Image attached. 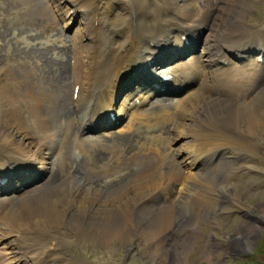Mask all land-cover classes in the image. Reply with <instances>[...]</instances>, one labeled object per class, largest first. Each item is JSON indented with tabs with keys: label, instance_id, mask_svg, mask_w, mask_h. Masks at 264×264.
<instances>
[{
	"label": "bare ground",
	"instance_id": "obj_1",
	"mask_svg": "<svg viewBox=\"0 0 264 264\" xmlns=\"http://www.w3.org/2000/svg\"><path fill=\"white\" fill-rule=\"evenodd\" d=\"M47 1L48 9H42L39 0H29L31 18L44 34L53 32L61 38L60 10L71 20L80 10L78 27L82 24L83 29L70 41L68 61L63 49H54V53L29 51L18 57V61L27 60L23 67L10 65L0 74V166L27 165L29 161L39 164L34 171L0 184V193L20 187L33 177H43L41 184L25 186L0 199V264H82L71 249L69 255L66 252L80 240L104 244L115 237L128 240V236L141 231L144 220L146 226L160 223L161 231V224L166 223L172 233L198 217L194 208L201 200L213 202V215L227 209L218 201L222 192L231 189L224 181L225 170L236 165V160H255L258 148L252 143L255 133L233 127L231 121L247 120L253 126L264 119V28L252 23L246 24L247 29L240 25L246 3L55 0L58 12ZM195 8L202 10V16L196 15ZM130 18L134 19L132 24L127 23ZM204 28L209 29L210 38L204 40L200 55L192 59L194 76H187L191 63L181 66L183 62L176 65V75L172 76L180 85L199 79L195 91L179 103L164 96L153 97L140 110L135 109L133 99H128L132 91L122 94L128 100L120 106L118 100L115 102L119 92L132 83L124 84V73L136 76L156 53L162 58L175 56L173 49L167 51L172 37L183 44L180 50L192 47L198 31ZM178 35L185 36L188 43ZM83 40H94V44L85 47ZM232 64L237 66L231 68ZM43 65L52 78H45ZM143 75L144 71L137 78L144 83ZM141 86L137 84L135 89ZM75 89L73 99L70 94ZM112 97L122 113L135 110L126 130L106 134L107 138L81 137V125L87 122L85 128H89L95 118L112 107ZM147 111L151 119H146ZM139 123L147 124L149 130L159 123L173 126L171 133L167 130L170 128H153L152 135L158 134H153L156 131L165 133L158 134L157 142L151 135L148 141L147 135L144 139V130L136 126ZM101 124L112 125L107 118ZM70 129L74 133L68 141L63 135ZM56 137L61 138V146L54 156L53 148L59 145ZM183 137L186 139L178 146L169 145ZM96 144L97 152L91 148ZM106 145L108 151L99 153V146ZM70 149H77V155L66 156ZM44 184L47 188L39 191ZM177 185L179 190L170 198L169 192ZM161 189L160 194H169L168 201L162 199L161 208L151 212L147 200ZM169 200L172 203L166 204ZM179 213L180 219L175 217ZM247 218L243 221L251 223ZM253 237L243 230L229 242L243 248Z\"/></svg>",
	"mask_w": 264,
	"mask_h": 264
},
{
	"label": "rangeland",
	"instance_id": "obj_2",
	"mask_svg": "<svg viewBox=\"0 0 264 264\" xmlns=\"http://www.w3.org/2000/svg\"><path fill=\"white\" fill-rule=\"evenodd\" d=\"M39 1L42 9H48L47 0ZM242 1L246 3V8L244 14L241 15L240 13V25L247 29V25L252 23L256 28H264V0H240L239 2ZM140 4L141 2H139V5ZM182 4L185 3L183 2ZM194 11L196 15L202 16V10L195 8ZM31 14L29 0H0V42H4V44L0 46V74H4L5 70L10 68V65H17L18 69L23 67L22 65H24L27 60L24 62L18 61V57L27 54L29 51H40L42 53L51 51L54 53V49L55 51H60L63 49L66 51V59L68 61L70 47V41L68 39L72 40L76 30L72 31L70 29L69 31L68 29L65 30L62 26H59V29H61L59 30L61 31L60 35L62 34V36L61 38L55 36V40L56 38L59 39L60 42H62V45H47V43H54V37L52 35H55V33L52 32L51 35L44 36V33L41 31L42 28L36 26L35 20L31 18ZM47 16L49 21H51L49 15ZM114 16L115 12L114 15L112 13L110 14L111 19H113ZM133 21L134 20L130 18L128 19L127 23L132 24ZM73 27H78V25L75 24ZM209 32L210 31L208 29H204L202 32L203 39L206 41V34L209 35ZM63 35L66 36V38H63ZM67 35L69 37H67ZM87 41L88 45L94 44V40ZM34 42H42L43 46L31 45ZM27 43L29 45H27ZM56 44L59 43L56 42ZM173 44L177 43L174 41ZM204 44L205 43H202V45L200 44V46L197 47L195 51H190L189 53L191 54L189 57L186 56V58L181 60L174 58L167 68L175 70L177 64L179 66L183 62V65L181 66H184L187 65V63H191V69L188 70L189 75L187 76H194L196 66L192 59L193 57L197 58L200 55ZM14 54L17 55L16 58L14 57ZM34 55L38 54L34 53ZM52 57L57 58L54 56ZM200 59L202 58L200 57ZM49 60L55 63L52 58H49ZM235 66L237 65L232 64L230 67L233 68ZM43 69L44 65L42 68V73ZM46 71L47 69H44V72L47 75L44 77L52 78L53 76L50 77ZM198 80L197 84L199 83ZM129 82L132 83L124 87V90H121L119 92L118 98L115 99V102L118 100L119 106L122 102L127 101V99L124 100L126 96L122 94L129 93L136 87V84L133 80L127 81L124 84ZM191 87V84L186 83L182 85L179 92L173 93V89H171L170 92L165 94L156 93L150 97V100L153 97L161 98L164 96V98H170L172 101H174L173 103H176L179 99L185 98L187 95H189V93L198 87V85H196L193 89ZM172 88L177 89L179 87H177V85H172ZM70 95L72 97V93ZM231 97H233V94H231ZM148 104L143 103V105L139 107V110L146 108ZM119 106L115 105L113 108L119 111L122 115L120 124L117 126L108 127L96 126V129H87L83 131L82 136L94 138V136L103 135L104 138H107L108 136H105L106 134L108 135L125 131L126 129H124V127L131 118V113L123 114ZM118 107L119 109H117ZM261 108L264 109V103L261 104ZM172 109L174 108L172 107ZM170 110L171 109L169 108V112ZM144 115H147L146 119H151L150 111H147ZM152 122L154 121H151V123ZM231 123L233 127L237 125L236 127L238 128L248 129L250 132L255 133V138L252 139V143L258 146V148L257 157L255 160L247 159L248 161H244L239 159L236 160L238 161L236 162V165L225 170L226 173H224V181L229 183L231 188L229 191L230 195L229 193L222 192L221 198H219L218 201L226 204L224 208L227 209L215 211V215H213V202H210V200H201V202L197 204L198 207L194 208V212L198 211L199 213L198 217L192 218L190 223L184 222L180 228H178V231H173L171 233L170 231L172 230L166 229V223L161 224V226L163 225V230L161 231L159 228L160 223H153L150 226H146L147 220H144L145 223L142 224L144 227H141V233L138 232L137 234L128 236V240H126L125 236L119 238L115 237V240L113 238L106 244L92 240H89L90 242H84V240H80L78 244L76 242L75 244H72L70 248H67L68 250L66 249L68 255L70 254L69 249H71L73 255L76 256L79 259L78 261L82 264L87 262L90 264H264V119L260 124L255 123L256 125L253 126H249L247 120H238L237 123H233L231 121ZM136 126L137 128L140 127L142 130H144L145 134L143 136L144 139H146L145 136L147 135L146 141H148L151 136H154L158 142V134L160 133L161 135L164 133L163 131H166L164 130V127L170 128L167 130L169 133H171V127L173 125L168 124L167 126L163 125V123H159L158 127H155L156 125L154 124L152 129H159L163 127V131H161L162 133L156 131L153 134H158L155 135H152V129L149 130L147 124L139 123ZM9 128L11 129L12 126ZM69 132L70 139L71 133H74V131L71 129ZM162 135L165 136V133ZM183 139L185 140V138L173 140L169 142V145L171 147H176L184 142ZM98 145L99 144H96L91 148H94L95 152H97L96 150ZM102 146H99L98 148L99 153H106V151H108L107 145L105 147ZM77 153V149H70L66 156H75ZM178 158L179 155L177 156V159ZM37 165L39 166V164L36 162V166ZM179 171L180 168H178V172ZM116 174L117 173L114 172L112 175L116 176ZM36 183H38V181ZM46 186L48 185L44 184L42 186L43 188H40L41 190L39 191L46 189ZM179 187L180 185H177L174 190L169 192L171 195L170 198H172V195L176 193V190H179ZM162 191V189L157 192L155 191L154 194H156V196L153 197L151 195V198H148L149 200H147L146 205L150 206L149 208L151 212H154L156 207L161 208L160 202L162 199L165 202L166 200L168 201L169 194L164 195L163 193L162 195L160 194ZM150 194L153 193H148V195ZM234 200L235 202H233ZM171 203L172 202L169 200V202L166 204ZM176 204L177 203L174 205ZM194 212L192 213V216L194 215ZM177 215L178 214H176L175 217L180 219L181 213H179L178 216ZM243 216L245 218L248 216L247 220L249 219L252 222L245 223ZM185 224L186 226H184ZM254 229H257L258 232H255ZM243 230L254 235L250 244L244 246L243 248H238L235 243L230 244V239H233L236 233L239 234Z\"/></svg>",
	"mask_w": 264,
	"mask_h": 264
}]
</instances>
